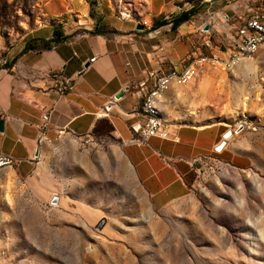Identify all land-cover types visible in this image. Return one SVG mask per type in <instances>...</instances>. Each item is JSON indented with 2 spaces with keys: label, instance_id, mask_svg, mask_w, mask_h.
<instances>
[{
  "label": "rangeland",
  "instance_id": "374dc122",
  "mask_svg": "<svg viewBox=\"0 0 264 264\" xmlns=\"http://www.w3.org/2000/svg\"><path fill=\"white\" fill-rule=\"evenodd\" d=\"M48 1L0 0V58L54 22ZM214 54L190 59L192 78L159 106L166 124L231 132L195 162L186 196L154 207L106 125L89 142L65 133L43 142L28 180L0 171V264H264V47L229 67Z\"/></svg>",
  "mask_w": 264,
  "mask_h": 264
},
{
  "label": "crops",
  "instance_id": "0c3cea01",
  "mask_svg": "<svg viewBox=\"0 0 264 264\" xmlns=\"http://www.w3.org/2000/svg\"><path fill=\"white\" fill-rule=\"evenodd\" d=\"M48 2L54 22L34 27L25 42L13 44L0 58V152L17 160L0 171L9 168L17 178L28 180L42 159L43 142L56 140L59 130L84 138L100 134L106 125L154 207L161 209L186 196L195 162L223 151L215 147L226 130L215 123H170L167 127L175 139L152 136L135 143L144 120L141 104L154 79L171 73L172 67H184L200 53L225 57L234 29L264 0ZM121 8L128 17L119 16ZM190 9L193 14L187 20L174 24V18ZM195 17L197 21L190 23ZM235 20L238 26L233 25ZM5 46L0 35V52ZM51 71L73 79V91L61 95L49 89L52 82L46 73ZM175 80L186 82L172 76L169 87L155 96L160 113ZM119 91L123 95L114 99ZM194 115L175 110L168 114L171 120Z\"/></svg>",
  "mask_w": 264,
  "mask_h": 264
},
{
  "label": "built area",
  "instance_id": "2783aa9c",
  "mask_svg": "<svg viewBox=\"0 0 264 264\" xmlns=\"http://www.w3.org/2000/svg\"><path fill=\"white\" fill-rule=\"evenodd\" d=\"M119 16L121 18H126L129 16V13L125 11H119ZM169 22L171 23V19ZM198 45L199 44H196L195 47ZM260 47H264V3L262 6L252 10L245 22L241 26H238L234 29L232 42L225 47L227 55L223 58L217 57L218 63H223L225 66H228L231 63H236L237 59L251 58L259 51ZM234 51H241V58H234ZM202 57H205L204 53H202ZM93 59L94 58L91 60ZM183 69V65L181 68L172 67L171 73H166L163 77L166 75H177L179 77V75L183 73ZM76 75L78 76L79 73ZM46 76L52 82L49 89H53L61 95L73 91V79H62L61 75L55 71L46 73ZM160 85L161 80L158 81L157 86H152L147 91V99L141 104V112L143 114L144 120L139 124V127L136 130L137 134L134 138L135 143L140 144L152 136L163 139L172 137L175 139V136H173V134L168 130L166 122L160 121V119L154 115V108H156L155 96ZM62 132H66V130H59L58 136H61ZM84 140L85 142H89L91 141V138L90 136H87L84 137ZM41 142L42 138L39 139V143ZM2 157L12 156L0 152V160ZM16 162L17 160L14 158V165Z\"/></svg>",
  "mask_w": 264,
  "mask_h": 264
},
{
  "label": "bare ground",
  "instance_id": "6f19581e",
  "mask_svg": "<svg viewBox=\"0 0 264 264\" xmlns=\"http://www.w3.org/2000/svg\"><path fill=\"white\" fill-rule=\"evenodd\" d=\"M199 58H201V57H199ZM234 58H241V51H234ZM202 59V58H201ZM240 59H237V61H239ZM217 62H218V60H217ZM191 64V63H190ZM190 64H188V65H186V66H184L183 68V73H181L180 75H179V77L177 76V75H166L165 77H163V76H159V77H156L155 79H154V83H153V86H157L158 85V81H160L161 80V85L159 86V88H158V92H156V94L157 93H160V92H163L164 90H166L168 87H169V85H170V80H171V77L172 76H177L178 78H180V79H183L184 81H188V80H190L191 78H192V72H191V66H189ZM219 64H221V63H219ZM221 65H223V63L221 64ZM247 66H251V65H249L248 63L246 64ZM230 66V64L228 65V67ZM262 81L264 82V77H263V79H262ZM147 99V95L145 96V99L144 100H146ZM144 100H143V102H144ZM247 100V97H245L244 98V101H246ZM154 115L158 118V119H160V121H164L163 119H162V116H161V113L159 112V110L157 109V107L156 108H154ZM241 116L242 117H247V115L246 114H241ZM63 133H65V132H62V134ZM230 130H228V133H227V135H226V139H227V137H228V135H230ZM61 134V135H62ZM226 144V142L224 143V145ZM224 147V146H223ZM222 147V148H223ZM221 148V149H222ZM14 165V158L13 157H2L1 158V160H0V169L1 168H4V167H7V166H13Z\"/></svg>",
  "mask_w": 264,
  "mask_h": 264
},
{
  "label": "water",
  "instance_id": "95a60500",
  "mask_svg": "<svg viewBox=\"0 0 264 264\" xmlns=\"http://www.w3.org/2000/svg\"><path fill=\"white\" fill-rule=\"evenodd\" d=\"M137 29L142 28V26L140 24L136 25ZM203 31H208L209 30V25L206 24L205 26H203L202 28ZM123 95V91H119L118 93H116V95L114 96V99H118ZM1 122H0V126H1ZM244 127V124H240L236 129H235V133L239 132L242 128ZM228 131L224 132L222 135V140L217 144V146L215 147V149L217 151L221 150V148L224 146V143L226 142V135H227ZM55 199H58V196H55Z\"/></svg>",
  "mask_w": 264,
  "mask_h": 264
},
{
  "label": "trees",
  "instance_id": "16d2710c",
  "mask_svg": "<svg viewBox=\"0 0 264 264\" xmlns=\"http://www.w3.org/2000/svg\"><path fill=\"white\" fill-rule=\"evenodd\" d=\"M193 14V10H188V11H185V12H183L182 14H180L178 17H176V18H174L173 19V22H174V24H179V23H181V22H183V21H185V20H187L189 17H190V15H192ZM57 39V28L56 27H54V36H53V38H52V40H56ZM51 41V40H50ZM49 41V42H50ZM49 42H45L44 43V46H46V45H48V43ZM26 47H29V46H26ZM188 64H190V63H188ZM187 64V65H188Z\"/></svg>",
  "mask_w": 264,
  "mask_h": 264
}]
</instances>
